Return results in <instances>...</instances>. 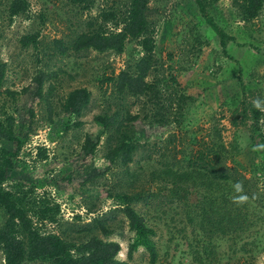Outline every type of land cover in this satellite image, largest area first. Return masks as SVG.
I'll return each instance as SVG.
<instances>
[{
	"label": "rangeland",
	"instance_id": "obj_1",
	"mask_svg": "<svg viewBox=\"0 0 264 264\" xmlns=\"http://www.w3.org/2000/svg\"><path fill=\"white\" fill-rule=\"evenodd\" d=\"M22 1L24 8L11 15L12 0H0V62L5 64L0 122L14 118L22 143L20 168L0 186L21 198L33 227L73 246L90 236L114 241L120 247L116 259L151 264L140 246L127 256L133 232L120 211L126 198L152 231L157 254L152 264H264V152L252 151L264 144V111L252 106L254 98L264 99V0L249 21L240 17V0H198L200 5L197 0H153L147 4L143 34L125 40L120 52L64 54L53 42L69 48L89 22L94 29L117 32L129 0ZM207 20L224 34L223 47ZM143 40L150 46L144 78L149 89L141 95L118 93L117 75L133 74L146 55ZM39 72L47 75L42 101L31 122L21 124L25 106L20 95ZM76 88L88 91V103L80 116L64 118L62 104ZM253 112L259 114L257 121ZM127 113L142 123L164 126V132L148 139L130 133L135 150L127 165L115 160L103 176L64 195L55 182L84 134L99 137L90 168L106 166L107 151L115 145L112 131H103L93 118L115 114L122 120ZM210 166L216 176L223 172L231 180L218 179L208 189L200 186L208 183L199 175ZM164 172L189 176L178 188ZM240 175L249 200L237 206L229 199L236 195L233 177ZM189 193L204 196L206 202L192 200ZM40 199L51 209L44 220L35 218ZM229 212H238L242 222L222 221ZM207 215L221 222L212 235L201 233L209 228ZM3 220L0 211V225ZM97 221L108 233L99 230ZM196 251L201 253L193 261ZM71 256L77 253L72 250ZM22 264L53 262L25 259Z\"/></svg>",
	"mask_w": 264,
	"mask_h": 264
},
{
	"label": "trees",
	"instance_id": "obj_2",
	"mask_svg": "<svg viewBox=\"0 0 264 264\" xmlns=\"http://www.w3.org/2000/svg\"><path fill=\"white\" fill-rule=\"evenodd\" d=\"M86 1L88 0H73L74 3H84ZM150 1L153 0H129L126 15L121 22L122 26L117 32L108 33L101 28L94 29L89 22L86 25L87 30L84 33L76 35L69 48L64 47L58 40L53 42L54 48L60 54H64L67 50L79 52L87 49L97 52L113 51L118 53L122 50L125 40L136 38L143 34L146 28L147 4ZM196 3L200 5L198 0ZM261 5L262 0H240L239 14L241 19L244 21L253 19L260 10ZM23 8L24 3L22 0H12L9 8L10 14L15 15ZM200 9L202 11V7ZM207 21L219 36L220 44L223 47L224 34L210 20ZM142 46L146 51V55L136 62L133 74L120 72L117 75L116 92L120 93L125 91L131 95H141L148 91L149 87L144 80L150 63V46H148V40H143ZM4 70L5 64L0 62V86L3 80ZM46 77L47 75L42 72L37 73L32 78L31 83L21 93V105L25 106L21 109L20 113L21 124H29L31 122L35 107L42 101L41 88ZM88 100L89 93L86 89L76 88L71 90L62 104V116L64 118L80 116ZM258 115V112H253L252 117L254 121H257ZM93 121L103 131H112V137L116 140L115 145L107 151L105 156L106 166H94L90 168L88 164L92 160L96 146L99 144V137L91 133L84 134L78 152L67 160L66 164L68 168L66 172L55 182L57 188L66 196L81 189L94 179L103 176L115 160H118L121 166L127 165L130 162L131 154L135 150L134 143L130 139V133L134 136L148 139L164 132V126L142 123L136 120L135 116H131L128 113L122 120H118V116L115 114H102L96 115ZM15 123L16 121L12 117H8L5 122H0V142H2L0 145V185L6 180H9L12 173L19 169L21 164L18 153L22 143L16 134ZM126 125H129L128 127L130 128ZM5 144H9L10 148H6ZM187 176H189V173L164 172V177L178 188ZM199 177L208 182L206 185L201 183L200 186L205 188L207 186L208 188L211 187L214 182L217 186L219 184L218 179L227 182L231 180L228 174L223 172L216 176L212 167L208 173L200 174ZM50 181L44 179V183H50ZM236 181L243 182L244 179L241 175L233 177V183ZM23 183L28 184V181H24ZM206 189L205 191H207ZM189 196H192L191 199L196 202H206V198L202 195L196 196L189 193ZM229 201L232 202V198ZM38 204L40 206L37 208L38 211L35 213V218L37 220L47 219L49 216L48 212L51 211L50 207L47 206L44 199H40ZM228 206L230 205L228 204ZM0 211L4 219L0 225V249L3 254L4 264H22L25 259L27 261L48 260L52 261L53 264H128L125 261L116 259V255L120 250L117 242L102 241L94 236H90L82 244L73 246L51 233H40L33 227L31 219L27 216L21 198L10 191L2 189L1 186ZM120 211L126 219L128 229L133 232V240L128 246L127 256L130 257V254L140 246L147 252L149 263H154L157 254L154 243L150 239L152 231L146 226L143 218L131 206L129 199L126 200V198H123ZM204 219L209 228L207 230L201 228V233L212 235L217 227L221 225V222L216 220L215 217L212 218L207 215ZM224 220L229 225L242 222V218L238 212L234 215L230 212L225 214L222 218V221ZM96 223L103 234L108 233L102 222L97 221ZM219 231H221V228H219ZM222 231L225 232L224 229ZM18 233L21 234L22 240L17 236ZM72 250L77 253V256H71ZM199 253L201 252L196 251L194 253L193 261Z\"/></svg>",
	"mask_w": 264,
	"mask_h": 264
},
{
	"label": "clouds",
	"instance_id": "obj_3",
	"mask_svg": "<svg viewBox=\"0 0 264 264\" xmlns=\"http://www.w3.org/2000/svg\"><path fill=\"white\" fill-rule=\"evenodd\" d=\"M252 106L260 111H264V99L256 97L252 100ZM252 151L264 152V144L258 143L253 146ZM233 191L236 193L232 197V202L237 206L243 205L248 202L249 196L244 191V184L242 181H236L232 184Z\"/></svg>",
	"mask_w": 264,
	"mask_h": 264
}]
</instances>
